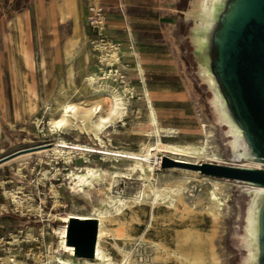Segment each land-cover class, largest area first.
<instances>
[{
  "label": "rangeland",
  "instance_id": "obj_1",
  "mask_svg": "<svg viewBox=\"0 0 264 264\" xmlns=\"http://www.w3.org/2000/svg\"><path fill=\"white\" fill-rule=\"evenodd\" d=\"M193 33L191 30L184 40L186 53L174 55L178 63L149 65V69L144 70L142 83L138 68L121 71L125 75V84L117 77L112 81L101 75L96 58L90 51L84 70L80 71L82 64L79 61L78 69H68V79L56 80L55 86L36 88L38 92L33 93L38 94V98L30 97L33 89L28 86L12 88L17 98L22 95L27 101L8 104L9 110L24 111L28 116L16 113L15 118L9 115L4 120L0 119L2 132L7 138V144L0 147V157L18 149L38 147L19 151L12 156L17 155L19 160L11 161L0 170L4 203L0 209L7 218L2 235H19L20 229L22 234L27 232L32 236L38 230L42 231L44 247L41 246L38 253L39 260H43L41 255H51L53 247L62 253L58 250V236L56 239L50 231L52 227L64 225L61 215L94 214L104 220L107 232L103 241L107 256L97 264H263L264 199L256 205L255 195L246 194L247 186H251L248 183L201 170L207 167L219 173L223 170H218L217 166L248 165L242 164L248 163L246 160H233V151H246L258 158L254 156L249 134L233 111L223 86L218 89L201 79L199 67L204 62V55L216 60V47L199 48L191 40ZM176 43L179 48V42ZM95 77L101 84L109 83L119 90L121 85L134 88L130 91L133 98H128V102V93L125 92V105L120 115L107 123V127L95 125L98 120L96 108L102 106L107 110L109 96L104 89L106 86L93 91L88 85L87 79ZM144 80L147 86L143 87ZM41 93L47 94L48 99L45 100ZM67 99L78 103V118H74L66 128H53L50 124L51 112ZM223 105L229 123L222 121V126L216 111ZM151 108L154 111L151 116L155 120L153 125L148 115ZM104 114L107 115V112L104 111ZM229 124L240 130L248 141L247 147L242 146L241 136L237 137L239 141L226 137L227 134L237 133ZM63 140L69 145L84 146L88 151H81L83 156L78 151H71L70 158L65 159L66 156L56 155L51 150L56 142ZM228 140L231 143L227 144ZM158 143L163 150L160 156L165 155L159 158L158 164L156 157L151 159L157 169L151 180L142 176L141 171L131 172L130 160H114L113 156L103 159L104 149L139 154L151 150L154 153ZM213 153L216 157L211 161L209 158L213 157ZM86 165L108 168L116 177L114 181L106 177V184L101 186V190L99 187L93 189L91 202L85 199V195H73L70 190V175ZM40 179L42 185L38 191L41 201H45L44 210L48 211L51 207L49 222L18 215L13 211L11 202L17 195L22 201H19L21 210L38 212L39 199L36 196L32 200L27 197L35 191L33 185ZM192 180L194 188L189 182ZM153 184H161L166 193L157 202L154 201ZM190 188L196 195L190 194ZM142 189L145 193L140 197L137 192ZM214 189L220 200L218 205L209 199ZM8 190H12L14 196ZM56 200L59 201L58 206H55ZM75 204L78 208L74 207ZM250 205L255 207L253 211L249 210ZM74 220L86 223L81 225H90L87 224L89 220ZM81 261L84 260L76 262Z\"/></svg>",
  "mask_w": 264,
  "mask_h": 264
},
{
  "label": "crops",
  "instance_id": "obj_2",
  "mask_svg": "<svg viewBox=\"0 0 264 264\" xmlns=\"http://www.w3.org/2000/svg\"><path fill=\"white\" fill-rule=\"evenodd\" d=\"M92 2L105 9L106 37L121 43L122 61L127 64L123 71L138 68L140 82L149 65L176 64L175 56L186 53L184 40L196 24L186 15L193 0H0V119L15 118L16 113L28 116L24 111L9 110L8 104L27 101L22 95L17 98L12 88L28 86L33 89L30 97L38 98L36 88L68 79V69H78L79 61L80 71L85 69L92 37L85 19ZM141 85L147 86L145 80ZM1 125L0 147H4L7 138ZM16 156L0 163V170L19 160ZM2 197L0 190V206ZM6 222L0 209V236Z\"/></svg>",
  "mask_w": 264,
  "mask_h": 264
},
{
  "label": "bare ground",
  "instance_id": "obj_3",
  "mask_svg": "<svg viewBox=\"0 0 264 264\" xmlns=\"http://www.w3.org/2000/svg\"><path fill=\"white\" fill-rule=\"evenodd\" d=\"M241 4H242V0H193L191 9L186 12L187 17H190V18L193 17L196 20L195 26L194 24H193L194 27L192 26V30L194 32L191 36L192 42L202 49H208L210 45H214V44L217 45L218 47L219 58L216 60H212L208 55H204V62L200 64V67H199V74H200L201 79L204 82H206L208 85L214 86L218 89L223 83L230 90L224 55H225V48L227 45L228 31L230 27L236 21V18L238 16V10ZM222 22H223L222 27L218 26V24ZM104 75L109 77L107 75V72H105ZM113 80L114 79H112V81ZM87 82H88V85L92 87L93 91H98L100 87L106 86V88L104 89L109 94L107 98L108 109L106 110L102 106H100L99 108H96V112H98V116H97L98 120L95 123V125L99 128L107 127V123L112 122L113 121L112 119H114V117L120 115L125 105L124 94L126 90L133 91L134 88L131 85H128L127 88H126L127 85H121L122 89L119 90L118 88L112 87L111 85H109V83L101 84L100 83L101 81L97 80L96 77L87 79ZM125 82L123 84H125ZM145 92L148 94V90H145ZM127 100H128V97H126V101ZM214 100H215V96L211 98L212 103L214 102ZM104 111L107 112V115L104 114ZM225 111H226V107L225 105H223L221 109L217 107L216 114H217V120L220 123L222 121H225L227 124L229 123V121L226 119ZM79 113H80L79 106L76 101L69 100V99L64 100L55 110L51 112L50 124L53 128H60V129L66 128L68 125L72 123L74 118L76 119L78 118ZM153 113L154 111L151 108L148 111L149 120H150L151 125H153L155 121L151 117L154 115ZM220 125L223 126V123ZM229 125H231V128L237 131V133L235 132V133L227 134L226 137H233L234 141L235 140L239 141L237 137L241 136L242 141L240 142L242 146L247 147L248 141L243 136V134L240 133V130H236L235 128H233L232 124H229ZM228 142L231 143L230 140L227 141V144ZM157 145L158 146L154 148L156 152L152 153L153 151L150 152L151 150H147L143 154H139V153H135L131 151H124V150L104 149L102 151L104 155L103 159L106 160L107 156H113L112 158L114 160H118V159L130 160L131 165H132V167L130 168L131 172L141 171L142 176H145L146 178L151 180V175L155 176V173L157 170L155 165L152 163L151 159L153 157H156V161L158 164L160 163L159 158L162 157V155H165V154H161L160 156V152L163 150L162 148H160V143H158ZM51 150L56 155L62 154L66 156L65 159H68V157L70 158L71 151H78L80 152L81 156L84 155V153L81 151H88L84 146H80L79 144L69 145L64 140L56 142L54 144V147L51 148ZM173 154H179V153L173 152ZM212 155L213 157L209 158V160L214 161L216 157V153H213ZM249 155L251 156L249 157ZM81 158L85 159L84 157H81ZM233 160L235 161H245L246 160L248 162V163H242V164H248V165H239L241 167H248L252 169L253 168H257V169L264 168V162L254 158L252 154L246 151H239V152L233 151ZM256 164L259 166H255ZM201 170L208 174L218 173L216 171H211L207 169V167L206 168L204 167ZM106 177H109L108 180H111V181H114L116 178L113 175V172L110 171L108 168H104V167L98 168V167L86 165L80 171H74L70 175V179H71L70 190L73 195H78V194L85 195V199L91 202L93 189L97 190L99 187V189L101 190L102 189L101 186L106 184V181H105ZM223 177L233 179V180H238L245 184L248 183V185H251V186H247L248 187L246 189L247 196L255 195L256 205L263 201L264 185L261 184L260 182L252 181L251 179H253V175H247L244 173L236 172L234 174H225L223 175ZM189 182L190 184L194 183L193 180ZM191 187L194 188L195 185L192 184ZM192 188H190L189 190L191 195H193L194 193V190ZM152 191L154 194L155 202H157L160 198H162L166 194L164 192V189L161 187V184L160 185L153 184ZM8 192L10 193V195L14 196V192L12 190H8ZM137 193L139 194L140 197L141 196L143 197L145 193V189H142L138 191ZM209 199L210 201H212L214 205L219 204L220 200H219V197L215 189L212 190L211 196L209 197ZM58 205H59V201L56 200L55 206H58ZM74 207L78 208L77 204H75ZM254 208H255L254 206L250 205L249 210L253 211ZM61 216L62 217L60 220H63V222H68V224L69 223L70 224L69 225L65 224V226L63 225L57 228L52 227V231L50 230L51 232H54L58 236V241H57L58 250H62V252L64 251V252L69 253L65 257L56 255L60 264H97V262H100V260H102L104 256H107L105 253L104 246H103L104 237L107 232L104 227V220L101 217L98 218L94 214L78 215L75 213H69V214L61 215ZM71 217H76V218H81V219L95 218L96 222L97 221L99 222L97 226L94 256L92 258H87V257L77 258L75 256L74 251H78L80 253H86L88 250H90L91 244H89L90 243L89 234L91 232V229H90V225H81V224H86V223L84 222L81 223L78 221L74 222L75 220L74 219L71 220ZM87 224H90V223L87 222ZM27 237H32V235L30 233H27ZM67 240L70 241L71 244H68ZM78 259H81L84 261L76 262Z\"/></svg>",
  "mask_w": 264,
  "mask_h": 264
},
{
  "label": "water",
  "instance_id": "obj_4",
  "mask_svg": "<svg viewBox=\"0 0 264 264\" xmlns=\"http://www.w3.org/2000/svg\"><path fill=\"white\" fill-rule=\"evenodd\" d=\"M222 24L223 22L220 23V27ZM214 46L216 47V59H218L219 50L217 45L214 44ZM224 58L230 90L223 83L221 86L229 97L233 111L238 114L249 134L254 156L264 162V0H242L236 21L228 31ZM35 147L38 146L22 148L5 154L0 157V162L18 154L19 151ZM217 167L218 170H223L217 173L222 176L236 172L244 173L253 175L252 181L264 185V168ZM73 219L76 218L71 217V220ZM83 220H89L90 223L89 244L91 247L86 253L74 252L77 258H92L98 221L96 222V219ZM67 243L71 244L68 240ZM262 257L264 260V254Z\"/></svg>",
  "mask_w": 264,
  "mask_h": 264
},
{
  "label": "built area",
  "instance_id": "obj_5",
  "mask_svg": "<svg viewBox=\"0 0 264 264\" xmlns=\"http://www.w3.org/2000/svg\"><path fill=\"white\" fill-rule=\"evenodd\" d=\"M105 20V9L100 3L92 2L87 6L85 21L92 32V37L89 40L90 50L96 57L98 69L101 72V75L107 72V75L111 77V79H114V81L117 77L120 82L124 83L125 81L123 78L125 75L121 73V71L127 67V64L122 61L121 43L106 37ZM126 93H128L129 99L133 98V93L127 90ZM58 164L59 163H57V166ZM53 178H55V176H53ZM58 179L59 178L57 176V180ZM41 182L42 179L35 182L33 185L35 191L31 192V195L27 197L30 200H32L35 196L39 199V201H37L38 212L33 209L25 212L21 210L19 205L22 201L18 200L20 198L17 195H15L11 202L14 207L13 211L18 213V215L27 216L28 218L32 217V219L38 222H49L50 216H52L51 207L48 211L44 210V208H46L45 201H41L38 191L40 185H42ZM24 200L25 199H23V201ZM66 223L67 222H64L63 224L65 225ZM18 231L19 235H17V233H8L7 235L0 236V264H60L56 255L67 256L69 254L64 251H61L62 253L57 252L56 248L53 247L51 255L48 253H45L44 255L42 254L41 258L44 259L39 260V249L41 246L44 247V233L38 230L34 236L27 237V232L22 234L21 229ZM52 233L57 239L56 234L54 232ZM40 238L41 241L39 240ZM33 243H35V245H33ZM49 255L53 256V258H50Z\"/></svg>",
  "mask_w": 264,
  "mask_h": 264
}]
</instances>
